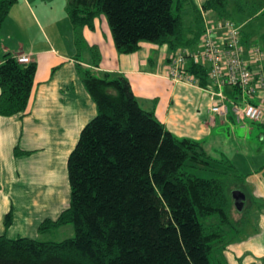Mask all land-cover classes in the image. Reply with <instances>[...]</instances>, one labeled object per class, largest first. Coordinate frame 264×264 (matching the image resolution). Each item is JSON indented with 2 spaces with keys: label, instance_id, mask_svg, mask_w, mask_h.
Here are the masks:
<instances>
[{
  "label": "trees",
  "instance_id": "trees-1",
  "mask_svg": "<svg viewBox=\"0 0 264 264\" xmlns=\"http://www.w3.org/2000/svg\"><path fill=\"white\" fill-rule=\"evenodd\" d=\"M15 1L0 0V28ZM186 6L191 0H66L65 9L77 47L82 28L104 14L118 53L125 54L141 41L172 51L197 46L203 15L192 6L187 22ZM201 9L218 18L230 14L228 0H205ZM260 42L264 47V34ZM91 51L96 66L100 56L95 47ZM36 68L34 61L22 64L4 55L0 115L25 112ZM78 70L96 114L67 158V206L38 227L52 235L71 224L74 235L57 241L0 234V264H226L225 241L247 222L244 214L235 219L231 212L237 210L232 190L244 189L233 163L213 160L198 140L172 134L139 104L123 74ZM187 70L201 85L209 83L205 66L189 62ZM198 169L215 175L199 176L193 172ZM212 215L218 221L207 223ZM12 220L11 208L5 227Z\"/></svg>",
  "mask_w": 264,
  "mask_h": 264
},
{
  "label": "crops",
  "instance_id": "crops-1",
  "mask_svg": "<svg viewBox=\"0 0 264 264\" xmlns=\"http://www.w3.org/2000/svg\"><path fill=\"white\" fill-rule=\"evenodd\" d=\"M33 1L34 5L29 0H16L0 29V63L9 53L12 56L26 54L37 65L25 112L0 115V234L12 239L33 236L30 234L39 233L38 227L44 219L56 218L69 202L64 183L67 157L82 127L96 114L95 103L79 76L78 67L91 69L96 74H123L139 104L152 110L172 134L198 140L213 160L225 159L245 169L241 175L243 188H247L254 201L264 203V132H260V142L249 139L251 124L248 120L237 122L231 115L211 114V101L203 88L209 84L173 81L168 74L169 56L173 51L166 44L141 41L136 51L118 53L107 21L100 15L93 19L91 27L82 28L83 42L77 47L75 31L64 6L66 0H52L61 5L52 6V9L58 8L57 15H52L54 18L48 15L45 6ZM204 1L191 0V5L202 12ZM236 1L240 3L237 10L244 12L245 2L250 0ZM21 2L37 33L34 36L38 37L26 43H21V28L26 29V22L21 20ZM228 2L230 5V0ZM192 6L184 9L187 22ZM258 6L255 15L264 13V3ZM207 16L218 18L213 12ZM242 24H239L241 30ZM55 30H59V34L52 36L49 32ZM253 34L251 29L242 30L243 43L264 49L260 42L264 31L259 34L260 43L253 42ZM93 47L100 56L96 66ZM225 93L232 96L234 91L226 87ZM255 101L264 105V94ZM255 123L264 125V116ZM256 144L261 145L257 151ZM250 149L262 156H252ZM55 203L60 207L49 212ZM11 208L13 220L5 227L4 216ZM36 209L39 212L34 217ZM238 242L239 249L234 248L239 256L236 264L246 251L244 243L241 246L242 240ZM251 243L248 248L260 258L264 243L257 244L255 238Z\"/></svg>",
  "mask_w": 264,
  "mask_h": 264
},
{
  "label": "built area",
  "instance_id": "built-area-1",
  "mask_svg": "<svg viewBox=\"0 0 264 264\" xmlns=\"http://www.w3.org/2000/svg\"><path fill=\"white\" fill-rule=\"evenodd\" d=\"M203 32L196 48H178L169 56L168 74L175 82L198 84L199 78L187 70L189 62L206 67L209 85L203 87L211 101L210 113L231 115L235 121L259 122L264 105L256 102L264 94V49L245 45L241 26L230 18H212L202 10ZM19 63L31 61L26 54L16 56ZM234 93L228 96L225 88Z\"/></svg>",
  "mask_w": 264,
  "mask_h": 264
},
{
  "label": "rangeland",
  "instance_id": "rangeland-1",
  "mask_svg": "<svg viewBox=\"0 0 264 264\" xmlns=\"http://www.w3.org/2000/svg\"><path fill=\"white\" fill-rule=\"evenodd\" d=\"M29 1L31 4H33V5L35 4L33 0H29ZM254 2L255 3H252L251 0L249 2H245V6H243L244 12H239L237 10V6L240 3L236 0H230L229 18L232 19L238 25L243 23L242 24L243 25V27H242L243 31H248L249 29L253 30V33H254L253 37H252L253 42L260 43L259 42V34L262 31H264V13L259 14V15H255V11H256V9H258V7H259L258 5H261L264 3V0H254ZM37 3L39 6H45L46 9L48 10V15L51 17L56 16L57 10H58V8H56V7L54 9H52V6H61L59 3L53 2L52 0H37ZM23 6L24 5L21 2V20L26 22V29L23 30V28H21V43H26V42L34 41L38 37L34 36V35H37V33H34V28L30 25V22L27 18L26 12L23 9ZM64 6H66V4ZM52 11H53V13H52ZM102 16H103L102 18H104V20L107 21L105 15L102 14ZM185 19H186V21L188 19V17L186 15H185ZM107 24H108V22H107ZM15 31H16V28H15ZM49 33L52 36L58 35L59 30H55V32H53V33L49 32ZM248 121L251 124V132H250V135L248 136V138L253 139V140H257L258 142H260L259 141L260 132H264V125L260 124V123L252 122L251 120H248ZM260 146L261 145L256 144L255 151H257V149ZM249 153L252 156L256 155L255 156L256 158L257 157L260 158L262 156L261 153L259 154V152H254L253 149H250ZM226 159H228V158H226ZM233 165L237 169V171H238L237 173L239 175H242L243 172L246 171L245 169L236 165L235 163H233ZM64 171H65L64 172V176H65L64 177V183H66L67 197L69 199V189H68L69 183H68V178H67V167H66V170H64ZM193 172L199 176H202V177H210V176L215 175L214 172H210L208 170H202V169H198V170H195ZM61 179H62V177H61V174L59 172L58 180L61 182ZM244 190L246 191V194H247V196L245 198V205L243 206V208L241 210L235 211L233 209V210H231V212H232V215L234 216L235 219L240 218L241 215L244 214V217L246 218L247 222L244 226L243 231L238 236H234L232 234H230L228 236L227 240L225 241V245L221 251L222 256L224 257V261L226 264H236V259L239 258V256H237L238 251H236L237 249H239L237 243H239L238 241L242 240L241 246L243 247L242 243H244V247L246 248V251H245L244 256L240 260H238L237 264H247V262H250V264H264V253L259 256L260 258H256L254 255V252L252 251V249H250L251 247L248 248V246L252 244L251 240L254 238L257 239V244L264 243V203H262L260 205L258 202L253 200L252 196L248 195L249 192L247 191V188H245ZM59 207H60L59 204H56V203L52 204V209H49L50 210L49 212L53 213ZM38 212H39V210H37V209L34 211V217H36L38 215ZM205 221L207 223H216L218 221V218L216 215H212V216H209L208 218H206ZM30 235H33V236H29V237L37 238L39 240L52 239V240L59 241V240H63V239L68 238V237H72L74 235V229H73V226L71 224H67V225L60 227L52 235L41 234L38 232H35L33 234H30ZM234 248L236 250H234ZM252 256H254L255 258L252 259Z\"/></svg>",
  "mask_w": 264,
  "mask_h": 264
},
{
  "label": "water",
  "instance_id": "water-1",
  "mask_svg": "<svg viewBox=\"0 0 264 264\" xmlns=\"http://www.w3.org/2000/svg\"><path fill=\"white\" fill-rule=\"evenodd\" d=\"M231 197L233 199L234 206L237 210H241L245 203V195L240 189H234L231 192Z\"/></svg>",
  "mask_w": 264,
  "mask_h": 264
}]
</instances>
